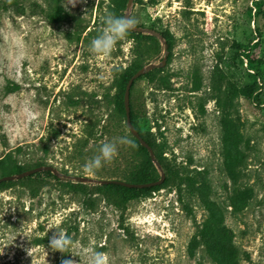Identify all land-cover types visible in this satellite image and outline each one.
Instances as JSON below:
<instances>
[{"label":"rangeland","instance_id":"obj_1","mask_svg":"<svg viewBox=\"0 0 264 264\" xmlns=\"http://www.w3.org/2000/svg\"><path fill=\"white\" fill-rule=\"evenodd\" d=\"M126 3L0 0V177L17 174H4L12 161L58 170L0 183V264H88V248L108 264H264V0ZM125 12L165 49L128 33L107 58L92 53L100 18ZM164 56L130 89L153 169L125 126L121 85ZM119 137L132 144L83 171ZM156 165L165 181L124 209L112 190L67 178L158 179ZM54 225L72 237L65 253L49 246Z\"/></svg>","mask_w":264,"mask_h":264},{"label":"clouds","instance_id":"obj_2","mask_svg":"<svg viewBox=\"0 0 264 264\" xmlns=\"http://www.w3.org/2000/svg\"><path fill=\"white\" fill-rule=\"evenodd\" d=\"M74 0H70L73 3ZM104 25L100 34L95 36L90 42L92 53L107 58L114 51L117 43L125 40L128 33L135 28L137 20L127 15L117 16L112 13L103 15L101 18ZM132 42H129L131 47ZM118 144L131 145L132 141L126 137H119L113 141L101 143L98 154L89 158L83 165V171L89 174H95L103 163L110 162L117 155ZM55 231L49 239V246L53 250H59L62 253L68 251L72 246V237L66 231H60L57 226H51ZM72 253V252H71ZM74 254V253H73ZM76 255V254H74ZM88 257V264H108L106 253L88 248L85 251ZM63 264H73L71 260L63 261Z\"/></svg>","mask_w":264,"mask_h":264},{"label":"water","instance_id":"obj_3","mask_svg":"<svg viewBox=\"0 0 264 264\" xmlns=\"http://www.w3.org/2000/svg\"><path fill=\"white\" fill-rule=\"evenodd\" d=\"M132 1L133 0H127L126 11L130 8ZM124 15H125V17H127V15L129 16V14L127 12H125ZM132 31L137 32V33H142V34L145 33V34H149L151 36L156 37L157 39H159L162 42V45L165 49L166 43H165L163 36L160 32H158L154 29H151V28H143V27L138 26V25H135V28ZM164 64H165V56L162 58V60L159 64L149 63V64L139 68L128 79V81L125 85V88H124V92H123V106H124V112H125V125H126L128 131L130 132V134L134 138H136L138 140V142L143 147H145L147 149L152 162H154L155 164H156V162L154 159V153H153L152 148L140 136L139 132L137 131V129L133 126V124L131 122V117H130V89H131V86H132L134 80L139 78L145 72L150 71V70L155 69V68H159V67L163 66ZM156 166H157V169L159 171V178L157 180H154L151 182H145V183H131V182H127V181L120 180V179H93V178H88L86 176H75V175H69V176H67V178L70 180H74L76 182H79V183L93 182V183H97L100 185L116 184V185H121V186H124L127 188H147V187L160 185V184H162V182L165 179L164 172L161 170V168L158 165H156ZM40 171H50L54 175L58 174V170L54 166L46 164V165H40V166H35L33 168H29V169L24 170L20 173H17L16 175L2 176V177H0V182L8 181V180H14V179H20V178L29 176L31 174H34V173L40 172Z\"/></svg>","mask_w":264,"mask_h":264},{"label":"trees","instance_id":"obj_4","mask_svg":"<svg viewBox=\"0 0 264 264\" xmlns=\"http://www.w3.org/2000/svg\"><path fill=\"white\" fill-rule=\"evenodd\" d=\"M127 2V0H124V4ZM123 4V5H124ZM55 17L53 18V22H60V21H63L64 19V16H63V12L61 10V8L59 7L58 8V12H55ZM129 35L130 37H134V36H139V35H142V33H137V32H134V31H130L129 32ZM151 38H154V36H149ZM164 37V36H163ZM156 38V37H155ZM141 68V67H140ZM139 68H137L133 73H131L129 76L127 77H124L123 78V81H122V85H121V113L123 115V119H124V122H125V112H124V106H123V92H124V88H125V85L128 81V79L138 70ZM142 76V75H141ZM140 76V77H141ZM138 79V78H137ZM135 81V80H134ZM134 83V82H133ZM133 85V84H132ZM132 87V86H131ZM130 117H131V122L133 124V126L137 129V131L139 132L140 136L148 143V145L153 149V145L152 143L149 141V139H147L137 128V125H136V121H135V117L133 116V114L130 112ZM126 126V125H125ZM102 132V131H101ZM132 136V135H131ZM132 139H133V142L139 147V149L142 151L143 153V157L145 158V162H143L141 164V166L143 167H150V168H153V165H152V161H151V158L149 156V153L147 151V149L145 147H143L136 138H134L132 136ZM21 148H16L15 149V152L17 151H20ZM155 154V152H154ZM155 157H156V160H158V162H160L159 158L157 157V155L155 154ZM161 163V162H160ZM41 163L37 162L35 163L34 167L35 166H40ZM46 165V164H45ZM33 168V167H32ZM154 169V168H153ZM25 168L23 165L17 163V162H14L12 161V164L11 166L9 167V170H7L6 172H4V174H14V173H20L22 171H24ZM150 170L146 169H141V170H137L135 172H132V173H129V175H127V181L128 182H131V183H145V182H151V181H154V180H157L155 178H152V174L149 173ZM44 173L52 176L53 178L57 179V176H55L54 174H52L50 171H44ZM37 174L34 173V174H31L29 176H26V178H30V177H33ZM24 178V177H23ZM22 179V178H21ZM165 181V180H164ZM163 181V182H164ZM3 182V181H2ZM162 182V183H163ZM1 183V182H0ZM78 184L82 185L81 183L78 182ZM101 187L105 188V189H108V190H112L113 193L116 195V202H115V205L119 208V209H124L126 203L131 200V199H134V198H137L141 193H144V192H147V191H151V190H156L159 185L157 186H152V187H147V188H127V187H124V186H121V185H116V184H105V185H102Z\"/></svg>","mask_w":264,"mask_h":264}]
</instances>
